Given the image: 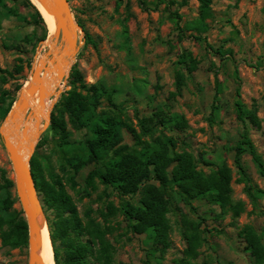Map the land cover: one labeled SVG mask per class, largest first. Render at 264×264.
Segmentation results:
<instances>
[{
  "label": "rangeland",
  "instance_id": "rangeland-1",
  "mask_svg": "<svg viewBox=\"0 0 264 264\" xmlns=\"http://www.w3.org/2000/svg\"><path fill=\"white\" fill-rule=\"evenodd\" d=\"M68 1L79 24V47L65 76L46 97L45 113L49 120L55 102L70 87L68 76L75 65L89 84L115 85L119 90L115 101H123L128 106L127 113L136 125L134 106L138 107L139 114H149L157 107L165 113L182 114L188 126L173 131L179 135L178 144L211 160V165H198L206 171L226 162L231 169L233 198L244 203V209L233 217L231 211L222 212L219 205L205 199L194 200L193 208L180 202L177 210L167 213L171 232L164 252L154 249L145 233L131 231L121 213L110 215L106 221L107 236L114 246V260L119 264H156L157 260L173 263V259L184 255L186 247L185 225L181 221V212H185L202 230L198 255L193 259L196 264H253L254 260L243 248L239 230L244 223L262 228V216L251 209L242 182L236 181L238 172L232 147L243 127L234 105L240 85V98L258 119V123L248 122V134L264 159V0H212L213 16L200 34L206 40L201 41L186 27L189 20L199 15L197 0ZM6 4L11 12L0 6V127L30 82L38 58L51 43L45 19L36 18L31 6L20 0H6ZM176 12L182 17L178 18ZM45 26L46 36L41 39ZM85 29L92 42L87 39ZM208 43L227 49L226 54L221 55ZM183 52L193 58L192 63L190 59L186 64L176 62ZM8 103L11 104L2 115ZM41 120L43 126L45 120ZM50 123L51 120L37 138L34 152L50 156L54 170L62 175L82 218L86 219L85 211L90 209L93 216L103 221L99 209L105 210V203L110 199L118 204L119 196L110 188L104 191L103 184L95 177L96 189L86 183L85 176L95 167L94 163L83 165L72 180L67 178L66 172L60 170L57 135H53ZM68 126L69 139L81 137L85 131L76 129L70 122ZM124 142L132 144L128 133H124ZM243 161L251 178L264 190V179L256 172L250 155L243 153ZM3 174L12 179L10 190L16 195L12 159L0 135V184ZM260 202L264 203V197ZM13 207L23 216L17 195ZM43 215L48 228L50 209L44 213L43 207ZM0 263L28 264V245L13 247L0 240Z\"/></svg>",
  "mask_w": 264,
  "mask_h": 264
},
{
  "label": "trees",
  "instance_id": "trees-1",
  "mask_svg": "<svg viewBox=\"0 0 264 264\" xmlns=\"http://www.w3.org/2000/svg\"><path fill=\"white\" fill-rule=\"evenodd\" d=\"M20 1L31 6L36 18L44 21L31 0ZM197 1L199 15L189 20L186 27L192 29L194 37L201 41L206 40L200 34L207 29L213 10L212 0ZM0 6L10 11L6 0H0ZM176 14L178 18L182 17L180 13ZM80 25L84 27L82 23ZM46 31L45 26L41 39L45 38ZM85 33L92 42L86 29ZM208 46L221 55L227 52L221 46L213 47L209 43ZM190 58L183 52L176 62L186 64ZM175 73L179 78L177 70ZM236 79H239L238 75ZM68 83L70 87L61 93L50 114L49 128L53 135H57L55 144L60 153V170L72 180L83 165L94 163L95 167L85 176L86 183L96 189L95 177L103 184L104 191L110 188L119 199L118 204L110 199L105 203V210L99 209L104 222L93 216L90 209L85 211L84 220L72 195L66 190L62 175L54 170L50 156L38 151L31 155L30 169L42 196L44 213L48 209L51 211L47 220L55 264H119L113 257L114 246L107 236L109 227L106 224L110 215L116 213L124 216L131 231L145 233L147 240L154 244V249L164 252L169 246L171 232L167 213L177 210L180 202L193 208L194 200L205 199L219 205L222 212L231 211L233 217L244 209L243 200L233 198L231 169L226 162L206 171L198 165H211V160L204 155L197 156L192 149L178 144L179 135L173 131L188 126L182 114L176 111L165 113L158 107L149 114H139L138 107L134 106V115L138 120L136 125L127 113L128 106L123 101H115L119 91L115 85L104 82L89 84L75 65L71 67ZM239 95L240 85L237 86L234 105L236 117L243 127L232 147L238 172L236 181L242 182V190L249 198L251 209L261 214L263 225L258 229L251 223H244L239 235L243 248L254 260L253 264H264V203L260 202L264 190L251 178L243 153L250 155L256 172L263 179L264 159L248 134V122L258 123V119L254 110L246 107ZM11 103L3 108L2 115ZM69 122L76 129H85L81 137L69 139ZM124 133L131 136L132 144L124 142ZM2 178L0 240L2 244L13 247L26 246L28 226L21 212L13 207L16 200V195L10 190L13 181L5 174ZM181 221L185 225L183 236L186 247L184 255L173 259L171 264H196L193 259L198 255L202 230L185 212H181ZM156 264L165 263L157 260Z\"/></svg>",
  "mask_w": 264,
  "mask_h": 264
},
{
  "label": "water",
  "instance_id": "water-1",
  "mask_svg": "<svg viewBox=\"0 0 264 264\" xmlns=\"http://www.w3.org/2000/svg\"><path fill=\"white\" fill-rule=\"evenodd\" d=\"M33 4L38 8L41 15H43L38 5L31 0ZM44 7L47 13L54 14L57 18L56 28L51 35L52 42L48 45L46 51L41 57L38 58L32 71V77L30 82L22 89L20 96L12 105L10 111L5 116V121L0 127V135L3 139V143L12 159V167L14 171V190H16L17 199L21 206L23 216L28 226L27 233V245H28V264H45L42 261L40 253L38 251V241L40 226L38 222L39 215L43 216V206L41 203V196L35 186V182L30 169L31 155L34 152L35 143L39 137L41 131L49 123V115L42 116L43 109L45 108L46 97L49 96L54 90L45 85V74L48 72H55L53 76L57 80V84L61 82L65 76L66 70L69 69L71 61L75 58L78 52V38L77 27L75 17L71 12L68 0H38ZM43 17H45L43 15ZM68 22L70 26H68ZM67 69L64 67L67 65ZM37 93L38 101L35 107L30 106V97ZM29 108L28 111H26ZM24 112V119L27 121L29 118L36 120L37 127L35 131L27 136V159L19 152V144L12 142L6 131L5 122L8 119L10 113L12 116H19ZM45 120L44 125H41V119ZM20 124L15 121L14 128H19ZM27 126L22 128V131L26 133ZM45 219V218H44ZM46 222V220H45ZM47 224V223H46Z\"/></svg>",
  "mask_w": 264,
  "mask_h": 264
},
{
  "label": "bare ground",
  "instance_id": "bare-ground-1",
  "mask_svg": "<svg viewBox=\"0 0 264 264\" xmlns=\"http://www.w3.org/2000/svg\"><path fill=\"white\" fill-rule=\"evenodd\" d=\"M34 2L38 5V7L41 9L43 15L45 16V23L48 27V34L50 40L52 33L54 32L56 28V22L57 18L54 16V14H49L46 12L44 7L40 4L38 0H34ZM68 26H70V23L68 22ZM48 38V40H49ZM52 42V40H51ZM50 43V41L48 42ZM43 55V54H42ZM69 64H67L64 68L67 69ZM55 72H48L45 74V85H47L49 88H52L53 90L57 86V80L54 79ZM47 100V99H46ZM45 100V108L43 109L42 116H46L45 113L46 107L48 105L47 101ZM38 101L37 93H35L33 96L30 97L29 103L30 106L35 107ZM24 112H22L18 117L12 116V113H10L9 117H12V119H8L5 122V127H3L4 131L7 132L9 139L19 144L18 149L19 152L24 156L25 159H27V151H28V145H27V136L31 135L36 127V120L34 118H29L27 121L24 119ZM15 121H17L20 124V127L14 128ZM27 126L26 133L22 131V128ZM38 222L40 226V233H39V241H38V251L40 253V256L42 258V261L45 262V264H55L54 258H53V250H52V244L50 239V232L48 233L47 224L45 222V219L43 216L39 215ZM38 264V263H37Z\"/></svg>",
  "mask_w": 264,
  "mask_h": 264
}]
</instances>
